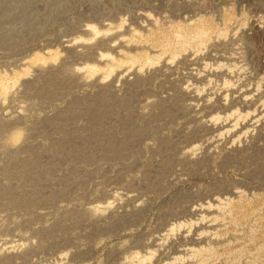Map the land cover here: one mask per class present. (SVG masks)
I'll list each match as a JSON object with an SVG mask.
<instances>
[{"label": "rangeland", "instance_id": "374dc122", "mask_svg": "<svg viewBox=\"0 0 264 264\" xmlns=\"http://www.w3.org/2000/svg\"><path fill=\"white\" fill-rule=\"evenodd\" d=\"M0 264H264V0H0Z\"/></svg>", "mask_w": 264, "mask_h": 264}, {"label": "bare ground", "instance_id": "6f19581e", "mask_svg": "<svg viewBox=\"0 0 264 264\" xmlns=\"http://www.w3.org/2000/svg\"><path fill=\"white\" fill-rule=\"evenodd\" d=\"M117 67V66H116ZM126 71V70H125ZM136 71V70H135ZM136 73V72H135ZM191 95V94H190ZM197 96V95H196ZM193 107V106H192ZM188 109H189V106H188ZM203 125V124H202ZM206 126V125H205ZM233 126V125H232ZM220 127V126H219ZM190 151V150H189Z\"/></svg>", "mask_w": 264, "mask_h": 264}]
</instances>
